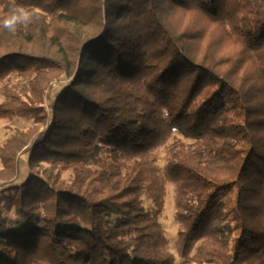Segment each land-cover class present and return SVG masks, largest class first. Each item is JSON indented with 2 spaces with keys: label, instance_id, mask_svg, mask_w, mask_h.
Masks as SVG:
<instances>
[{
  "label": "trees",
  "instance_id": "1",
  "mask_svg": "<svg viewBox=\"0 0 264 264\" xmlns=\"http://www.w3.org/2000/svg\"><path fill=\"white\" fill-rule=\"evenodd\" d=\"M4 118L0 264H264V0H0Z\"/></svg>",
  "mask_w": 264,
  "mask_h": 264
},
{
  "label": "rangeland",
  "instance_id": "2",
  "mask_svg": "<svg viewBox=\"0 0 264 264\" xmlns=\"http://www.w3.org/2000/svg\"><path fill=\"white\" fill-rule=\"evenodd\" d=\"M18 77H15L16 80ZM68 80L66 77H63L58 84H56L57 88H62L66 86ZM33 124L32 119H22V118H12V119H0V145L4 143L6 138L16 129V128H28ZM159 155V165L163 168L164 161V148H160L158 150ZM28 173V167L26 163H23L21 166L20 176L21 180L25 179ZM65 178H70L72 176L71 172H63L62 173ZM167 192L165 198V205L160 216V222L165 230L166 236L169 240V249L176 253L175 243L178 235V225L175 222V200H174V186L171 182H167L166 184ZM143 202L146 208H149L151 205L150 199L145 195L143 197ZM177 261L179 264H182L180 258L177 257Z\"/></svg>",
  "mask_w": 264,
  "mask_h": 264
},
{
  "label": "clouds",
  "instance_id": "3",
  "mask_svg": "<svg viewBox=\"0 0 264 264\" xmlns=\"http://www.w3.org/2000/svg\"><path fill=\"white\" fill-rule=\"evenodd\" d=\"M31 19V14L24 7L13 5L8 12V15L2 21L3 27L9 31L15 32L16 27L20 24H25Z\"/></svg>",
  "mask_w": 264,
  "mask_h": 264
}]
</instances>
